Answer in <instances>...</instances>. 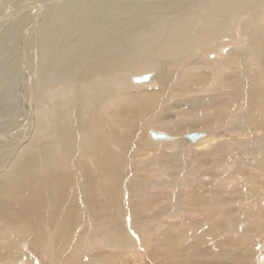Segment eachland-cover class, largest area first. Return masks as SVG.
Here are the masks:
<instances>
[{"label":"bare ground","instance_id":"bare-ground-1","mask_svg":"<svg viewBox=\"0 0 264 264\" xmlns=\"http://www.w3.org/2000/svg\"><path fill=\"white\" fill-rule=\"evenodd\" d=\"M0 5V264H33L39 243L75 264L103 215L132 255L139 242L167 264H264V23L250 22L264 0ZM16 98L27 117L6 123ZM152 126L166 138L152 141ZM189 142L208 147L192 161ZM133 170L150 188L187 177L200 219L172 224L162 248L143 244L147 221L133 217L157 199L132 197L129 223L117 218Z\"/></svg>","mask_w":264,"mask_h":264},{"label":"rangeland","instance_id":"rangeland-1","mask_svg":"<svg viewBox=\"0 0 264 264\" xmlns=\"http://www.w3.org/2000/svg\"><path fill=\"white\" fill-rule=\"evenodd\" d=\"M0 6H2V5H0ZM255 13H256V18L250 22L253 23V26H256L255 21H256V19L260 18L259 23L261 26H263L264 15H262V11H260L256 8ZM246 24H248V22H246L245 25ZM252 34H253V30H252ZM248 38L253 39V37H247L246 35H245V37H242V39H244V40H248ZM15 55L16 56H14V54H12L8 58H12V59L16 60V65L11 69V71H15L17 73L19 71V68H18L19 54L15 53ZM138 72H140V73H134V74H139L137 76H140L142 74H146V72H144L142 74H141V71H138ZM149 72H150L149 74L151 75V71H149ZM9 82L10 81H7V83H9ZM25 83H28V84L30 83L29 86L32 85L30 80L28 82L26 81ZM130 85L137 86L139 84L136 82H134V83L130 82ZM143 85H145V83H143ZM148 89H149V86L146 85L143 87L142 90L146 91ZM154 91H156V89ZM17 96L18 97L21 96L20 90L18 91ZM17 101H19L18 98H16L15 102H14L15 109L10 111L7 114L9 116H8V119L5 120L6 123L8 122V120L10 121V119H13L15 117L18 118L19 112L22 114L23 117L24 116L27 117L28 112L23 111L22 105L20 106V103L19 102L17 103ZM71 103H72L71 106L72 105L76 106L77 102L76 103L71 102ZM43 104H45V103L43 102ZM169 106H170V104H167L165 106V108H167ZM1 121H2V119H0V122ZM227 121L229 122V120H227ZM170 122H171V120H170ZM172 123L173 122H171V124ZM230 127H231V124H230ZM152 129L156 130L154 132H157V131L164 132L162 129H159V127H157V126H152ZM189 132L190 131H188V133L182 131L180 134H182V136L184 134H186V136H187L189 134H193V133L198 134L199 133V131H192L191 133H189ZM218 135H220V134H218ZM150 136H151V134H150ZM186 136H185L186 140L189 141V139H187ZM220 140L225 141L226 139L224 136H222ZM152 141H154L153 138H152ZM195 142H189V145L187 146V148L190 151V156L192 158V161L195 160V156H196L198 151H200L202 149H207V147H208L207 144H205L204 146H201V147L196 146L197 144L193 145ZM154 143H156V142H154ZM173 150L174 149H170L171 152H173ZM182 169L186 170L187 167H182ZM141 172L142 171L133 170L132 174H131V175H133V177L131 175H129V173L127 172L128 173L127 177L130 176L129 179L127 180L126 176H123L122 180H120V185H121L120 186L121 187L120 188V190H121L120 191V201L121 202H120V210L117 212V214H118L117 218L122 223L123 222L129 223L130 211L132 212L134 210V208L128 207V209H127V206H128L129 200L132 199V197L133 198L136 197L137 200L145 198L146 202L151 201L153 199H157V201H158L157 204H155L154 206H151V207L149 206V209L144 210L143 212H137L136 211L138 214L133 215V217H141L142 216L147 221L146 224H143L141 226V228H142L141 231L143 234H145V236L142 238L143 244H147L148 246L149 245L152 246L150 249H154L153 247L157 246V245L159 246V247L157 246L158 248H162L163 247L162 245H165L168 241L162 240L160 243H157V244H155L156 243L155 241H157V238H162V237L164 238L170 232V230H173V228L170 227L172 224H173L172 226H175V227L176 226L178 227V225H179V227H181V226L184 227L187 225V223H191V221H193V220H199L200 217H198V215L192 211V207L190 206L191 188H189L186 183L184 184L185 186L182 185L185 182L187 177H185V178L181 177L180 174H178L177 172H174L173 177L169 178V180H168V182L170 181V182H172V184H170V185L159 184L157 186L150 188L151 185L154 184L152 181L155 179L149 180L148 182L146 181L147 184H144L142 177L145 178V174H142ZM140 179H141V181H140ZM160 179L164 180V181H161ZM156 180L161 181V182H165L166 178L164 176L160 177V175H158ZM124 183H127V184H124ZM174 184H176L175 185L176 191H173L171 188L172 185H174ZM122 187L125 188V190H122L123 189ZM125 191H128V192H126L124 195L123 193ZM129 195H131L130 198H129ZM180 198H182V199H180ZM175 199H178V200L175 201ZM179 200H181V201H179ZM171 203H173L176 206L174 213H171L168 209V208H170ZM176 204H179L182 209L179 207V205L177 207ZM86 210L88 212L91 211L90 208H88V209L86 208ZM165 210H166V212H165ZM107 212H108V210L105 213L107 214ZM164 214H165V216H164ZM102 215H103V213H102ZM156 215H157V217H156ZM99 222L101 223L100 225H98V224L94 225V222H92L93 225H91V226L94 227L96 230L95 235L93 236L92 233L89 234L90 236L87 235L88 233L86 234L87 236H86L85 242H83V247H82L83 250H80L81 256L78 257L80 259V261H78L75 264H80V262L82 264H167L164 260H162V258L160 256H158V257L147 256L148 254L146 253V251L144 252V249L143 250L139 249L141 246V244H139V242L137 244L139 247L136 248L135 254L132 255L130 248L127 247V245H128L127 239H126L124 233L120 232L119 233L120 236H117L115 234L117 229L115 227L114 228L111 227L112 224H110V219L107 216L105 217V215H103L101 218H99ZM88 226L91 227L90 225H88ZM131 231H132L131 232L132 235L135 238L136 237L135 232L133 230H131ZM96 235H97V237H96ZM93 239H95L96 241ZM165 241H167V242H165ZM38 245L39 246H37V248L36 247L34 248V250H33L34 254L31 256V259H32L31 261L33 262V264H51V263L52 264H61L58 261L54 260L55 258H54V254L52 255V252H48L46 249L43 248L44 245H40V243ZM69 250H70V248H69ZM85 251L87 252V254ZM127 251L130 252V254H128ZM66 253H68L67 250L65 252V256H66ZM95 258H97L98 260L97 259L95 260ZM46 259H49L50 261L46 260ZM202 259H206V255L202 254ZM45 261H49V262L46 263ZM198 264H208V263H198Z\"/></svg>","mask_w":264,"mask_h":264},{"label":"water","instance_id":"water-1","mask_svg":"<svg viewBox=\"0 0 264 264\" xmlns=\"http://www.w3.org/2000/svg\"><path fill=\"white\" fill-rule=\"evenodd\" d=\"M148 79H149V76H143L142 78H138L135 81L139 83V82H143V81L145 82ZM186 137H187V139L193 141V140L200 138L201 136H200V134H189ZM152 138H153V140H164L166 137L164 134L152 133Z\"/></svg>","mask_w":264,"mask_h":264}]
</instances>
